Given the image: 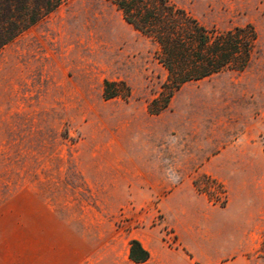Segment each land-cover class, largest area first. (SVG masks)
<instances>
[{
    "label": "rangeland",
    "instance_id": "1",
    "mask_svg": "<svg viewBox=\"0 0 264 264\" xmlns=\"http://www.w3.org/2000/svg\"><path fill=\"white\" fill-rule=\"evenodd\" d=\"M169 1L206 27L252 25L256 52L156 114V45L109 1L67 0L0 48V264H125L129 231L165 228L177 187L172 208L248 204L264 220V0ZM104 79L129 96L105 99Z\"/></svg>",
    "mask_w": 264,
    "mask_h": 264
},
{
    "label": "trees",
    "instance_id": "2",
    "mask_svg": "<svg viewBox=\"0 0 264 264\" xmlns=\"http://www.w3.org/2000/svg\"><path fill=\"white\" fill-rule=\"evenodd\" d=\"M67 0H0V48ZM123 20L156 45L155 58L166 76L157 95L147 103L156 114L183 83L206 78L223 70H243L256 52L257 34L250 24L218 29L202 25L185 9L169 0H106ZM122 80L102 83V96L128 97ZM140 243L128 241V257L134 262L148 258Z\"/></svg>",
    "mask_w": 264,
    "mask_h": 264
},
{
    "label": "crops",
    "instance_id": "3",
    "mask_svg": "<svg viewBox=\"0 0 264 264\" xmlns=\"http://www.w3.org/2000/svg\"><path fill=\"white\" fill-rule=\"evenodd\" d=\"M178 190L172 189L158 204L165 228L151 223L129 231L128 241L137 240L149 256L134 262L127 246L125 264H264V252L257 248L264 224L261 208L231 203L222 207L188 203L172 208L168 198ZM221 214L229 219H220ZM226 223L230 229L221 231V224Z\"/></svg>",
    "mask_w": 264,
    "mask_h": 264
}]
</instances>
